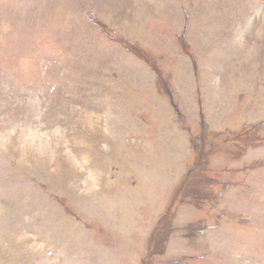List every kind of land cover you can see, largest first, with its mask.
Segmentation results:
<instances>
[{
    "label": "rangeland",
    "instance_id": "374dc122",
    "mask_svg": "<svg viewBox=\"0 0 264 264\" xmlns=\"http://www.w3.org/2000/svg\"><path fill=\"white\" fill-rule=\"evenodd\" d=\"M0 264H264V0H0Z\"/></svg>",
    "mask_w": 264,
    "mask_h": 264
}]
</instances>
